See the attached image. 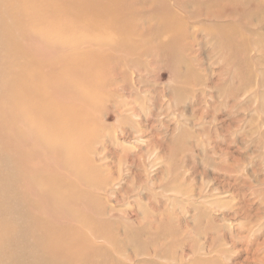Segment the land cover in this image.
Segmentation results:
<instances>
[{"label":"rangeland","instance_id":"obj_1","mask_svg":"<svg viewBox=\"0 0 264 264\" xmlns=\"http://www.w3.org/2000/svg\"><path fill=\"white\" fill-rule=\"evenodd\" d=\"M7 3L17 0H0V35L9 26L21 39L13 21L30 20ZM114 3L119 28L109 38L126 43H81L103 58L89 104L74 107L84 112L86 160L96 167L87 196L50 211L25 190L40 202L36 213L60 230L48 227L62 240L50 248L74 251L81 241L76 258L55 264H264V0ZM9 53L0 47V62ZM80 130L70 134L81 151ZM40 142L27 147L29 162L44 179L58 172L71 181L65 151ZM3 201L0 264L43 258L32 239L19 244L36 228L4 216Z\"/></svg>","mask_w":264,"mask_h":264},{"label":"bare ground","instance_id":"obj_2","mask_svg":"<svg viewBox=\"0 0 264 264\" xmlns=\"http://www.w3.org/2000/svg\"><path fill=\"white\" fill-rule=\"evenodd\" d=\"M114 1L17 0L16 4H6L9 10L17 11L25 18H29L30 24L27 25L24 19L16 17L13 25L22 30L21 39L10 36L7 28L9 26L6 27L5 33L0 35V47L10 49L9 55L0 62V171L2 173L0 195L4 200L1 212L4 216L8 213L17 214L19 219L36 228L34 234L22 233L19 244L28 245L32 239L34 245H37L35 248L38 250L36 251L38 255H44L41 259L32 258L31 262L30 257L24 255L21 262L19 260L20 264H24L25 261H29L30 264H55L61 260V257L62 262L63 260L68 262L74 253L76 258L78 255L76 253L80 250L81 241L78 238L74 243L72 242L74 251H70L68 247H57L56 250L50 248L51 241L54 244L62 240L49 236L52 232L49 230L50 234H48V227L51 226L55 231L59 229L53 228L52 221L44 220L36 210L40 209L39 199L48 209L52 206L55 210H59L63 206L64 209L66 208L68 200L86 197L90 177L96 174L95 165L86 160L88 137L85 134L89 133L87 126L85 128V122L80 118L81 116L83 118L84 112L78 115L79 110L77 112L74 107L79 105L76 103L78 101L82 102V105H87L90 101L89 97L93 95L90 86L93 87L92 80L100 70V62L103 59L88 48L81 49V43L90 40L101 44L107 42V44L123 45L122 37L118 38L117 44L114 38H109L110 31L119 28L116 25V18L120 11ZM37 46L43 47L46 51L56 52L58 55L50 57L41 53ZM80 128L82 131L80 130L79 137L83 145L80 142V146L83 147L81 151L78 147V138L70 134ZM26 132L33 134L31 138L33 143L40 140L42 146L54 145L65 151L63 152L64 157L66 156L65 168L67 167L65 176H70L71 181L65 177L66 180L64 175L57 174L58 172L51 173L52 175L49 173L50 176L43 178V174L39 173L32 162H29L28 156L31 151H28L27 147L30 145L33 147V143L26 139ZM32 149L34 151V148ZM3 170L6 171L5 174ZM27 187L36 192L39 197L37 202L27 197L28 193L25 192ZM82 187L85 190L84 195L81 192ZM59 214H56L57 217ZM56 218L55 220L58 221L59 219ZM37 225L40 229L47 228L48 235L41 234ZM10 234L9 227L5 228L4 235ZM27 235V239H24ZM15 253H18V248ZM9 256L11 259L14 255L9 252ZM12 261L14 260L10 262Z\"/></svg>","mask_w":264,"mask_h":264}]
</instances>
